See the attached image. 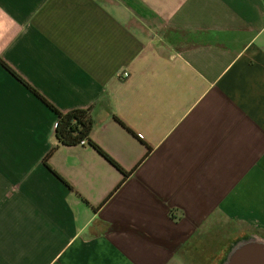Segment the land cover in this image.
<instances>
[{
    "label": "crops",
    "instance_id": "crops-1",
    "mask_svg": "<svg viewBox=\"0 0 264 264\" xmlns=\"http://www.w3.org/2000/svg\"><path fill=\"white\" fill-rule=\"evenodd\" d=\"M47 103L88 110L129 177L60 145ZM247 240L264 0H0V264H224Z\"/></svg>",
    "mask_w": 264,
    "mask_h": 264
},
{
    "label": "trees",
    "instance_id": "trees-1",
    "mask_svg": "<svg viewBox=\"0 0 264 264\" xmlns=\"http://www.w3.org/2000/svg\"><path fill=\"white\" fill-rule=\"evenodd\" d=\"M17 76V75H16ZM44 100V99H43ZM45 101V100H44ZM58 117V123L56 127V137L59 144L62 146H77L84 145L82 142H86L87 145L95 149L101 154L107 161H109L114 167H116L124 175V180L129 177L130 173L126 172L121 166L115 162L100 146L94 143L90 137L93 130V119L88 110H72L67 113H62L56 108L47 103ZM50 157V154L48 155ZM48 157L46 161L48 160ZM49 167V165H48ZM172 217L175 216L172 214Z\"/></svg>",
    "mask_w": 264,
    "mask_h": 264
},
{
    "label": "water",
    "instance_id": "water-1",
    "mask_svg": "<svg viewBox=\"0 0 264 264\" xmlns=\"http://www.w3.org/2000/svg\"><path fill=\"white\" fill-rule=\"evenodd\" d=\"M224 264H264V242L247 240L238 243Z\"/></svg>",
    "mask_w": 264,
    "mask_h": 264
},
{
    "label": "rangeland",
    "instance_id": "rangeland-1",
    "mask_svg": "<svg viewBox=\"0 0 264 264\" xmlns=\"http://www.w3.org/2000/svg\"><path fill=\"white\" fill-rule=\"evenodd\" d=\"M204 260V259H203ZM207 261H210V259H205V261H203L204 263L201 262V258H198V260L195 262V264H212L210 262L206 263ZM213 261V260H212Z\"/></svg>",
    "mask_w": 264,
    "mask_h": 264
},
{
    "label": "built area",
    "instance_id": "built-area-1",
    "mask_svg": "<svg viewBox=\"0 0 264 264\" xmlns=\"http://www.w3.org/2000/svg\"><path fill=\"white\" fill-rule=\"evenodd\" d=\"M125 76H127V74ZM82 144H86V142L83 141Z\"/></svg>",
    "mask_w": 264,
    "mask_h": 264
}]
</instances>
